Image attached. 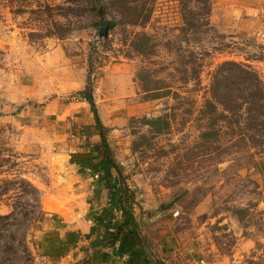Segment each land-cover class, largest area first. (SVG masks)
<instances>
[{
  "label": "rangeland",
  "instance_id": "1",
  "mask_svg": "<svg viewBox=\"0 0 264 264\" xmlns=\"http://www.w3.org/2000/svg\"><path fill=\"white\" fill-rule=\"evenodd\" d=\"M106 1L112 28L96 25L89 0H0V213L18 206L36 214L29 183L38 189L45 220L29 233L31 264H95L112 249L122 212L102 227L90 219L96 239L71 236L97 211V180L120 185L79 94L91 86L153 257L264 264V151L236 142L225 122L219 134L202 135L220 62L251 64L264 80V0ZM155 88L167 95L156 98ZM160 116L155 126L147 121ZM83 149L100 151L84 161L92 168L73 160ZM166 238L174 247L162 253Z\"/></svg>",
  "mask_w": 264,
  "mask_h": 264
},
{
  "label": "trees",
  "instance_id": "2",
  "mask_svg": "<svg viewBox=\"0 0 264 264\" xmlns=\"http://www.w3.org/2000/svg\"><path fill=\"white\" fill-rule=\"evenodd\" d=\"M201 1V0H196ZM210 2V0H205ZM89 5L94 15L97 16L96 25L105 24L112 28L115 24L105 17L109 9L106 0H89ZM191 71L195 72L194 80H199L201 64L196 57L189 61ZM188 72V70H187ZM162 97L166 92L160 91L162 88H155ZM151 92V90L149 89ZM155 93V92H153ZM79 94L91 104L95 116L96 126L100 135V145L111 168L118 173L120 185L117 186L119 193L122 220L117 226L113 237L109 241L110 248H114L122 240L126 229H131L135 235L139 248L142 252L143 264H162L153 257L147 247L150 243L148 237L143 234L141 224L135 213V192L131 190L123 176L122 169L116 164L109 140L106 135L105 126L99 116L94 103L91 86H87ZM209 98L206 99L205 107L209 117L210 129L204 131L202 135L206 137L219 134L217 129L221 122L227 123L236 135V142L245 147L258 148L264 151V80L259 72L251 64L235 59H226L220 62L212 74L209 87ZM154 96V97H155ZM163 117L148 119L151 126H155L162 121ZM162 129H158L161 132ZM26 181V180H23ZM11 183V181H10ZM31 185L37 195L35 198L39 211L24 209L20 210L15 206L9 213H0V264H31L33 261V251L29 243V233L32 226L42 223L45 220V212L42 209L39 191ZM26 191V190H24ZM27 192V191H26ZM80 264V263H78Z\"/></svg>",
  "mask_w": 264,
  "mask_h": 264
},
{
  "label": "crops",
  "instance_id": "3",
  "mask_svg": "<svg viewBox=\"0 0 264 264\" xmlns=\"http://www.w3.org/2000/svg\"><path fill=\"white\" fill-rule=\"evenodd\" d=\"M95 103V101H94ZM92 109V108H91ZM89 149H87L86 151L83 150H79V153L73 154V160L75 162H79L82 161L81 163L84 165L82 168H92L93 165H89V162L92 164L93 161H96L95 158L97 157V159L100 158L99 153L100 151H96L95 149L91 150V153L88 152ZM72 157V155H71ZM90 157V158H89ZM94 157V158H93ZM99 157V158H98ZM89 159H91L89 161ZM84 161H89V162H84ZM81 164V165H82ZM81 177V176H80ZM95 178H99L100 174L99 173H95L94 174ZM82 179V178H81ZM102 177L100 179L97 180V182L99 181V185H98V189H102L99 193V195L97 194L96 198L97 200H92V207L96 206L95 209H97V211L92 212V214L89 216V218L87 217V219H84V221L86 222L85 224H78V225H72L73 229H71V236L73 235V232L76 231L78 234H81V236L83 237L82 239H80V243L82 241H86L87 239H96L97 236L99 235L100 231L98 228L96 229L94 227V223L93 222H89L90 219L93 220L95 218H97L98 223L104 226L108 219H110V217H114V216H119L120 217V212H121V206H120V199H119V193L118 190L116 188V183L111 182L110 184L113 187H109L108 185L106 186V182L105 181H101ZM84 182V181H83ZM106 193V196L108 197V204L106 202L105 204V197L100 198V196L103 195V193ZM105 204V205H104ZM106 207V208H104ZM71 227V226H69ZM65 233V232H64ZM61 234V238L64 239V235L63 232H60ZM178 240V239H176ZM174 242L175 240H170V238H166L164 239V241L161 244V249L159 251H161L162 253L165 252V250H168L169 245L171 247H174ZM58 243L61 245V242L58 241ZM178 249V247H177ZM108 251L106 255H101L100 257L98 256L96 263L95 264H99V261L104 260L105 264H143L142 263V252L139 248L138 245V241L135 237V235L133 234L131 229H126L124 236L122 238V240L120 241V243H118V245L112 249H108L106 250ZM94 260V261H95ZM65 263V261H64Z\"/></svg>",
  "mask_w": 264,
  "mask_h": 264
},
{
  "label": "water",
  "instance_id": "4",
  "mask_svg": "<svg viewBox=\"0 0 264 264\" xmlns=\"http://www.w3.org/2000/svg\"><path fill=\"white\" fill-rule=\"evenodd\" d=\"M107 31H108V29H107L106 27L101 28V33H103L104 35H107ZM174 202H175V201H174ZM174 202H172V203H174ZM172 203H171V204H168L167 207H170V206L172 205ZM163 207H164V206H163Z\"/></svg>",
  "mask_w": 264,
  "mask_h": 264
}]
</instances>
